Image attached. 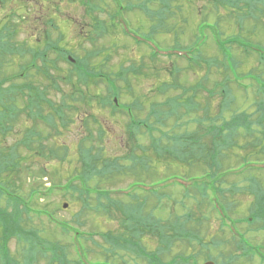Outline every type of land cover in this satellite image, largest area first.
<instances>
[{
    "label": "trees",
    "instance_id": "obj_1",
    "mask_svg": "<svg viewBox=\"0 0 264 264\" xmlns=\"http://www.w3.org/2000/svg\"><path fill=\"white\" fill-rule=\"evenodd\" d=\"M112 1L116 8L111 20L103 21L96 16L105 12L106 0H79L92 21L91 44L95 34L109 30L129 36L123 11L134 8L142 13L155 24L151 32L156 23L163 28L166 18L182 11V6H173L175 0ZM153 2L158 9L149 7ZM31 5L32 9L27 4L25 11L11 12L0 22V264H200L204 260L224 264L227 243L237 249V236L244 239L247 232L264 230V187L258 177L264 174V154L255 149L264 140V100L255 102L251 111H233L235 99L227 83L210 90L204 76L195 85H181L172 63L169 80L156 88L158 96H166L163 101L152 100L150 93L137 95L130 80L148 77L145 62L106 71L111 57L107 49L73 50L70 33L58 21L55 25L46 20L60 31L57 37L46 31L42 39H31L29 33L20 41L19 32L35 9ZM199 29L203 35L214 28L204 23ZM202 38L194 44L200 47L206 42ZM135 40L138 46L144 44ZM178 57L191 66L202 58L199 50L193 57L189 52ZM216 95L221 102L212 117L210 102ZM84 108L90 111L82 112ZM105 110L113 119L127 118L123 127L128 139L120 146L124 155L109 154L105 147L107 131L98 119V111ZM17 121L22 122L20 135L8 144ZM74 125H79L81 137L72 147L62 137ZM189 126L194 131H187ZM178 127L185 131L176 132ZM231 157L238 163L232 165ZM40 160L57 164L58 175ZM195 169L198 173H192ZM24 176L31 182L21 184ZM39 178H46L49 186ZM120 179L132 181L111 186ZM55 195L79 206L72 221L58 220L49 209L48 201ZM241 196L248 202H241ZM42 200L47 203L44 207L39 205ZM166 210L173 214L162 216ZM206 213L218 221L220 238L201 233L209 220ZM88 219L116 223L117 228L112 231L96 224L95 230L89 228ZM42 222L66 240L47 238L48 229L37 227ZM241 224H247L243 234ZM13 241L20 260L10 252Z\"/></svg>",
    "mask_w": 264,
    "mask_h": 264
},
{
    "label": "rangeland",
    "instance_id": "obj_2",
    "mask_svg": "<svg viewBox=\"0 0 264 264\" xmlns=\"http://www.w3.org/2000/svg\"><path fill=\"white\" fill-rule=\"evenodd\" d=\"M5 4L1 5L0 3V22L4 21L5 18L8 19V15L14 11H25V7L28 4V8L32 9V5H35V9L32 10L33 13L30 15V22H27V26L24 29H21L18 35V39L20 41L25 40L28 34H31V39H42L45 36V32L47 31L50 36L57 37V30L52 29L51 25L47 23V19H51V21H55V25L58 24L62 29L66 32H69V36L72 39V49L80 50H94V49H107L106 53L111 54L109 63H107V67L104 68L106 71H109L111 66H114L115 69H119L120 66L123 65L124 68L130 66L138 67L142 62H145L147 65V74L148 77L139 78V80L134 81L131 78L130 82L133 84L134 91L137 95L138 93L146 94L150 93L151 99L154 101H163L166 96H158L156 93V88L160 82H165L169 80L168 71L172 70L171 63L175 65L177 69L174 74L178 78V82L181 85L192 86L195 83H198L203 79V76L208 75V81L205 82L207 85V89H212L215 84H225L226 77L230 76L235 83L229 84V91L232 93V97L235 99V105L233 106V111H251L254 109V103L264 100V94L261 93L258 85L262 84L264 81V65L261 64L259 60V55L255 51V49H264V0L263 2H257L256 0H230L231 5L220 6L215 0H184L177 1L175 0L174 7L182 6L181 13L178 12L177 15L172 17L171 19L167 18L164 21V27L160 28V22L157 24L152 31L155 36L156 42H150V45L154 49H150L143 46L135 45L132 42L131 38H127L124 35H121L118 31L109 30L104 35L97 36L96 34L93 36V44L90 42V37L92 36V21L85 14V7L80 4L78 1L75 3H70L67 0H38L42 2L43 8L36 2L37 0H4ZM128 1V0H126ZM131 3L138 2V0H129ZM148 1V0H146ZM105 12L101 13L97 12V16L99 20L110 21L111 13L114 11L115 5L110 1L106 0ZM237 4V5H234ZM149 7L153 10L158 9L159 4L157 2H153L149 4ZM227 7V8H226ZM41 10H39V9ZM256 8V9H254ZM149 8H147V11ZM42 11V12H41ZM41 12V14H40ZM128 13V12H127ZM249 14L253 16L250 17ZM38 17L40 18L38 23L36 22ZM126 21L129 23L128 26L132 27V29L139 30L141 34L148 35L151 32V28H153L151 20H149L146 16L138 11H134L124 15ZM186 20L184 23L183 20ZM204 19H207V24L211 27L215 26L216 35L219 36L220 40H225L228 38H236L242 45V49H238L237 47H231L225 45V52H221L218 46L214 43V38L211 33L208 34V40L205 45H201L200 47L196 45L194 47L195 50H199L201 52V57L205 60H210L213 58L218 59V64L215 63L214 67L209 66L205 60L202 58L199 62H196L195 65H188L185 59H167V57L163 55H159L157 60H152L150 58L151 51L154 50L158 53H167L168 51H177L176 49H172L176 44H178L181 48H188L195 42L197 39V25ZM46 21V22H45ZM13 23L14 21L11 20ZM168 24V25H167ZM1 25V23H0ZM167 25V27H165ZM37 26V27H36ZM175 28L171 30H167L166 28ZM242 26V28H240ZM37 28V30H34ZM204 39V37L202 38ZM222 44L224 45L223 41ZM160 45V46H159ZM235 56L236 61H238V66L233 71H228L225 62H220L224 57L230 58V53ZM232 55V54H231ZM103 60V57H102ZM151 60V61H150ZM174 62V63H173ZM66 66L65 64H63ZM207 66L211 69V73L208 72ZM232 68L231 65H229ZM155 68V70H154ZM178 71V72H177ZM244 76V77H243ZM247 76V79H243ZM260 78H262L260 80ZM248 85L247 89H244ZM264 91V90H263ZM154 98V99H153ZM129 101L130 98L127 97ZM123 101L126 100L123 98ZM221 102L219 96H215L214 100L211 103V109L213 112H210V115L213 117V114L217 113L218 106ZM149 102L146 103L148 105ZM89 112V108H84L82 112ZM99 120L102 126H100L107 131L106 138L104 139V144L109 152V154H117L118 156L124 155L125 151L120 148L121 144L128 139V133L126 127H123V124L126 122V117L116 116L115 119L110 116L109 110H105L99 112ZM81 114V113H80ZM75 121V120H74ZM171 121V120H170ZM169 121V122H170ZM172 125H169L170 129L174 125V121H171ZM22 124L21 121H17L16 125H14L15 133L12 136H9L7 139L8 144H12L17 139V134L20 135L19 126ZM79 125H74L70 131L66 132L62 137L64 141H66L70 146L74 147L78 145V142L81 137V130L78 129ZM21 128V127H20ZM22 129V128H21ZM184 128H176V132H183ZM187 131H194L193 126H189ZM47 133L44 131L43 134ZM83 135V134H82ZM21 137V136H20ZM250 139V138H249ZM146 141V139H145ZM257 153L264 154V140L256 148ZM241 152H238L237 156H240ZM235 153H233L234 155ZM235 156V155H234ZM229 159V162L232 165L238 163L239 159ZM263 158V156H261ZM39 160V159H38ZM43 164L47 169H53V174L58 175L56 173L57 168L61 169L57 164L46 163L43 160L39 161ZM67 169V168H63ZM198 173L197 170H193L192 173ZM261 177V182L264 187V174L258 173V177ZM47 186L49 185V181L47 179H40ZM117 180L115 184L111 186L123 187L130 183L132 180ZM27 176H24L21 179L22 183H29ZM241 202H248L245 200L243 196L238 198ZM243 199V200H242ZM48 207L55 213V217L58 220L64 221H72L73 217L76 215V211L79 206H75L69 204V202L62 200L60 196H53L49 201ZM246 203L243 206H246ZM46 202L43 200L40 202V207H44ZM246 211V208H245ZM172 212V213H171ZM166 214H162V216L167 217L170 214H173V211L164 212ZM245 212L243 215H246ZM206 215L209 217L207 224L201 229V233L205 236L220 238L217 236L219 233L216 231L218 228V221L214 220L208 213ZM239 216V215H238ZM101 218V217H100ZM45 224V223H44ZM43 222L40 223L37 227L44 226L45 229H48L47 238L59 239L64 242L66 238L60 234V232L52 233L51 226L49 224L44 225ZM87 224L89 228L96 230V224L105 228L109 227L110 230H115L117 228V224L105 223L102 221L88 219ZM53 229V228H52ZM247 229V228H246ZM245 227L241 228L242 231H246ZM206 231L208 232L206 234ZM221 237H224L220 234ZM248 236H251V240H253L256 245L264 246V230L259 231L258 234L248 233ZM228 239V237H225ZM225 242V240H224ZM223 247L224 258L221 260H226V257H230V259L237 255L239 251L234 248L231 244L227 243ZM199 251V248L196 249ZM10 252L12 256L16 257L20 260V253L17 251L15 242L10 244ZM191 252V251H189ZM203 256L199 257V261ZM234 261V260H233ZM200 263H203L201 261ZM39 264H47L45 261H41ZM217 264H221L217 261ZM232 264H257V262H246L235 260Z\"/></svg>",
    "mask_w": 264,
    "mask_h": 264
},
{
    "label": "flooded vegetation",
    "instance_id": "obj_3",
    "mask_svg": "<svg viewBox=\"0 0 264 264\" xmlns=\"http://www.w3.org/2000/svg\"><path fill=\"white\" fill-rule=\"evenodd\" d=\"M42 7V6H41ZM250 243L258 248L255 250L260 254H250L249 256L245 253L244 255L241 254L240 261H246V262H257V264H264V246L262 245H256V243L253 242L250 238Z\"/></svg>",
    "mask_w": 264,
    "mask_h": 264
},
{
    "label": "water",
    "instance_id": "obj_4",
    "mask_svg": "<svg viewBox=\"0 0 264 264\" xmlns=\"http://www.w3.org/2000/svg\"><path fill=\"white\" fill-rule=\"evenodd\" d=\"M205 264H214L213 262H207V263H205Z\"/></svg>",
    "mask_w": 264,
    "mask_h": 264
}]
</instances>
